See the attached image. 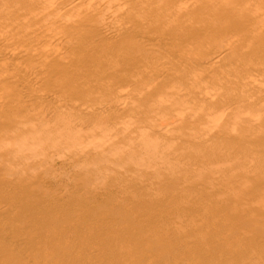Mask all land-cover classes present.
Segmentation results:
<instances>
[{"label":"bare ground","instance_id":"obj_1","mask_svg":"<svg viewBox=\"0 0 264 264\" xmlns=\"http://www.w3.org/2000/svg\"><path fill=\"white\" fill-rule=\"evenodd\" d=\"M167 32H179L180 36L171 39L165 36ZM197 38L211 40V49L205 52L199 47L195 58L179 59L180 52L173 50L183 51L184 46L197 43ZM152 40L155 43L147 45ZM165 49L177 58L171 68L162 67ZM197 63L210 70V79L199 77L181 83L184 74L180 71L196 69ZM60 76L87 78L67 91L51 85ZM116 84L127 85V90ZM128 86L131 95L125 93ZM0 93L7 96L0 98V140L18 144L22 136L31 133V146L36 138L44 140L49 149L54 144L63 149L77 146V153L84 158L77 164L86 158L90 162L96 159L112 171L106 179L100 176L103 187L97 174L93 177L98 182L95 187H101H69L67 183L54 193L44 191L41 197L48 199L38 203L34 193L25 188L30 183L26 179L2 193L0 206L6 204L17 212L0 214V264H38L35 261L43 254L45 264H154L150 262L152 245H144L147 239L158 244V255L183 246L195 264H210L213 257L225 260L237 254L248 234L235 223L225 228L229 219L238 218L225 210L228 202L214 203L212 196V203L194 218V223L200 222L197 225H181L190 214L184 206L176 207L175 215L181 212L180 226L164 221L160 231L157 221L152 220L154 206L146 201L177 197L184 180L181 168L175 165L185 159L187 167L188 161L195 163L186 168V181L202 184L197 189L185 186L190 202L206 200L211 189H228L236 197L264 191V145L254 148L249 144L264 138V0H0ZM29 106L37 109L36 127L12 115ZM129 109L131 114H127ZM73 112L86 116V123H71L68 115ZM165 115L166 124L158 121ZM109 117H118L123 125L114 134L95 123ZM53 122L60 134L52 131ZM143 124L154 125L155 135H147L126 155H114V165L109 166L112 151L118 149L113 138L128 135ZM173 129L189 137L196 135L198 141H189L183 149L181 145L183 151L179 152L171 148L172 140L166 135ZM230 133H236L232 144L228 143ZM24 142L19 143L20 148L28 146L29 141ZM31 146L27 148L35 150ZM96 149L99 159L95 158L98 155L92 158ZM5 155L0 152L4 160H11ZM168 155L175 164L166 165L173 164L176 169L163 167ZM180 155L184 160H179ZM127 162L140 163V174L129 176L128 170L123 174L121 168ZM87 167L81 170L83 174L91 168L86 171ZM237 169L252 175L237 184L236 176L231 177ZM153 174L158 178L155 186L150 177ZM14 196H19L18 200ZM22 199L35 207L20 213L26 227L13 222ZM99 224L107 230L103 238L97 235ZM210 224L215 228H208ZM250 227L247 231L261 239L257 231L263 228ZM259 238L252 241L258 243ZM215 244L220 251L213 250ZM133 256L138 258L133 260ZM183 260L187 259L183 257L176 264H184Z\"/></svg>","mask_w":264,"mask_h":264},{"label":"rangeland","instance_id":"obj_2","mask_svg":"<svg viewBox=\"0 0 264 264\" xmlns=\"http://www.w3.org/2000/svg\"><path fill=\"white\" fill-rule=\"evenodd\" d=\"M218 5H220V3L216 4V6H218ZM165 36L170 37L171 39L172 38L175 39V37L180 36V33L179 32H172V33L167 32V33H165ZM178 39H180V37H178L176 40H178ZM197 40H198V42L195 43L193 46H184L183 51H180L178 49H174L173 51L174 52H176V51L180 52V55L178 56L179 59L181 57V60H182L184 57V59L187 60L189 57H192V58L196 57V54H197L199 47H201L200 49L204 50L205 52H208L211 49V47H210V45L212 44L211 40H209V39L204 40L203 38L202 39L197 38ZM152 41L148 42L147 45H151V44L155 43L154 41L153 42ZM166 42L170 43V40H167ZM169 43H168V45H169ZM168 45H166L165 47H167ZM169 48L171 49L172 47H169ZM136 49H139V48L137 47ZM124 50H126V49H124ZM169 51L170 50H168V49H165V51H163L164 57L162 55V57H163L162 60H163V62H165L162 65L163 68H171L172 65L174 63H176V61H177L176 60L177 58H174V56L170 55ZM150 52H152L154 55L153 51H150ZM187 53L189 56L187 55ZM194 65L197 67L196 69L190 68V69H183L182 71H180L182 73V75L184 74L183 76L181 75L182 76L181 83H183L182 82L183 80L190 81L193 78L198 79L199 77L201 79H205V80L210 79V77L207 78L209 73H211L210 70H208L204 66H203V68L199 67L200 64H198V63L194 64ZM86 78L87 77H84V76H79L77 78H75L73 76H69L67 78L64 76H60V77L55 79L57 82L54 80L51 83V85L55 84V86H60V87L65 88V90H67V91H71L74 88L80 86L79 80H85ZM97 78H99V76ZM102 80H103V83L107 82L104 79H102ZM205 80H202V81H205ZM202 85L203 86L205 85L204 82H202ZM202 85H201V88L204 91V87ZM115 86L120 87L121 89L123 88L122 91L127 90L124 88L127 85L116 84ZM120 88H118V89H120ZM128 89H129V92H125V93L126 94L130 93V95H131L132 94L130 91L131 87L128 86ZM181 92H184V91H181ZM199 92H202V90H200ZM1 96H3V97H1ZM4 96H5V98H4ZM6 97L7 96L4 95V93H0L1 99H3V98L6 99ZM173 97L174 96L170 97L169 100L171 101L172 99H174ZM169 100L167 99L166 102H169ZM147 103L149 105L151 103V100L147 101ZM44 111L47 112L46 110H44ZM13 112H12L13 113L12 115H14L17 118L25 121L26 123L28 122L27 125L29 127L30 126L36 127V125H38V123H37L38 119L36 117L34 118L35 113L37 112L36 108L29 106L28 109H27V107L26 108H20L19 110L13 111ZM40 112H43V109ZM132 112L133 111H131L129 109V111H127V114H131ZM50 114H52V113H50ZM140 115H143L142 112L140 113ZM143 116H145V115H143ZM163 117L164 116H162V119H158V121L162 122V120H163V122H164L166 120V115H165L164 119H163ZM68 118L71 120V123H73L74 125H77V124L80 125V123L81 124L86 123L85 120L87 117L86 116L84 117V115L81 114V112H79V113L73 112V113H70V116L68 115ZM109 118L110 119H108V120L101 121V123H99V124L97 121H95V123L97 124V126L99 128H106L108 130L109 134L110 133L114 134V131L117 128L120 129V127L123 125H122V122L120 123V119H118V117H116V118L114 117L115 119L112 117H109ZM35 119H36V122H35ZM55 124L56 123L53 122L50 125L53 128L52 131L56 134H60L59 133L60 131L54 130V129H57L56 127L58 126L56 124L57 126L55 127L54 126ZM142 126H144V127H141L138 129L135 128L138 132L134 129V131L132 133H130L128 135L126 134L127 136L125 134L122 135V136H124V138L120 139V137H122V136H120V137L118 136L119 138H116V137L113 138L114 141H116V143L118 144V149L116 151H112L113 153L111 155L113 157H111V159L108 162L109 166L114 165V164H112L113 163L112 160H114V155H116L115 156L116 158H118L122 155H126L125 153H128L130 151L129 148H131V150L137 148L139 142L141 141L140 144H142V142H143L142 140L145 139L147 135L150 136L151 134L152 135L154 134V131H153L154 130L153 128H155L154 125L148 124L145 126L143 124ZM235 127L237 129L238 126L235 125L234 128ZM86 129H84V130H86ZM126 131L128 132V130H126ZM126 131H125V133H126ZM188 132H194V131L189 130ZM136 133H137V135H134ZM80 134H83V133H80ZM193 134L195 135V133H193ZM30 135H31V133H30ZM30 135L27 134L25 136H22L19 139V141H18L19 143H21V141L24 142L25 139L26 140L24 143H26V141H29L27 143L28 146L21 147V148H20L19 143L18 144L15 143L16 141L6 139V138H5V140H0V152H3V154H6L5 156L7 159L8 158L11 159V160H4L3 156L0 157V170H1L0 171V195H2V193H4V194L7 193V191L11 187L19 186V185H15V184L18 183L21 179H26L27 182L28 181L30 182L25 188L27 189V191H31L34 193L35 201H37L35 203H38V201L41 202V200H47L48 199L47 197L46 198L41 197L42 195H44V191L49 192L50 194L52 192L54 193V191L56 192L57 190H59L63 186H66L67 183L69 184L68 185L69 187H72V185L74 187V184H77V187L79 185L81 187L84 186L86 188H97V187H101V186L103 187L104 184H102V182L104 180H101L102 179L101 177L104 178V176H106L110 172L109 168H108L109 172L107 170H105L106 165L105 166L102 165L99 161L95 162L94 160H96V159H94V160L92 159L90 162V160H87V158L84 162L79 163L80 164L79 165L77 163L79 161H82L84 158L80 156V153H77V148H75L77 146H72L70 148H64L63 149V148H60V145L56 146V144H54V146H52L53 149H49L47 143H45L44 140H41V139L37 140L38 138H36L37 142L34 140L33 141L34 143H32V146H31L30 140L28 139L30 137ZM166 135L170 136V138L172 140L171 148L174 147V149L176 148V150H178V151L181 150V145L183 146L182 147V149H183L184 147L187 148L186 146H187V143L189 141H190V143H192L191 140L193 142L198 141L196 135L194 137H189V135L184 134V133L180 134V132H178L177 130H174V129L172 130V132L169 131ZM183 135H185V136H183ZM235 135H236V133H235ZM235 135H233L232 133H230L228 135V137H229L228 143L229 144H232L235 141L234 140V139H236ZM100 137H102V136H100ZM162 137L164 138L165 136H162ZM207 138H210V137H203L202 139L207 140ZM77 140H79V139H77ZM3 141H4V143H2ZM126 141H127V143H126ZM23 142L21 144H23ZM135 142H136V145H135ZM56 143H58V142H56ZM124 143H126V144H124ZM190 143H188V144H190ZM254 143L256 146L254 145ZM249 144H251V146L254 148H258V147L264 145V138L255 139V140H253V142H249ZM29 145L31 146V149H35V150L30 151ZM27 147H29V149ZM57 147H58V149H57ZM5 151H9V152L6 153ZM98 151H99L98 149L93 151V153H92L93 157L92 158H94L96 155H98V157H95L97 159H99L101 157V154L99 155ZM181 151H183V150H181ZM181 151H179V152H181ZM114 153H116V154H114ZM76 154H77V156H76ZM144 154H145V157L147 159V155H146L145 151H144ZM21 156H25L26 159L25 158L22 159ZM170 156L171 155H168L169 158H166V157L164 158L166 161L163 164V167L167 166V167H165L166 169H168L169 167L176 169L175 166H177V168L178 167L181 168L179 171L182 172L183 177H181V178H183V180H184V181H182V185L184 184V187L182 185H180L181 186L180 193H178L177 197H175V199H173V200L169 199V197H165L161 202H155L151 199H147L148 201L145 200L146 205H148L150 207L154 206V210H153L154 217L152 220L157 221L156 227L160 231H163L164 229L161 227V224L164 221H167V223H173V224H175V226H180V220L182 219V218H180L181 212H179L176 215H175V213L178 212L176 207L181 208V206H184L186 209H188V213L190 214L187 217L188 218L187 220L186 219H185V221L181 220V221H183L181 225H189V224L197 225V224H199L200 223L199 221L195 220V223H194L193 220H194V218L200 217L202 210L205 207H207L208 204L212 203V196H213L214 198H216L213 201L214 203L222 201V202H225L223 204H226L228 202L227 206L225 205L226 206L225 210L228 211L229 213L230 212L233 213L235 216L238 217V218H236L233 216L231 219H229L226 222V224H224L225 228H229V225L235 223V225H234L235 227L243 226L242 229L246 228V230H242V231H243V234H244V232H247L248 236L246 237V239L242 240L241 244H239L240 247L237 251V254L234 256V258H228V259L225 258V260H221L218 257H217V259H214V257H213L214 261L213 260H212V262L210 261V264H258V263H264V191L263 192L261 190H259L261 192H258V191L251 192L250 191V192L246 193L245 196L243 195L242 197H236V196H231L228 189L227 190L224 189V191H221L222 189L221 190L220 189H211L210 192H208L209 194L205 198L206 200L190 202L186 196V193L184 192L185 186L191 185L193 189H197L196 188V187H198L197 185L202 187V184H195V183H190V182L186 181L187 174L189 173V170L187 172L186 168L191 166V164L194 165L195 163L193 161H191V162L188 161L189 166L187 167V163H186V159H185V162L184 161H182L183 163L180 162L179 163L180 165L176 163L177 165L172 167L173 164L172 165L171 164L166 165L167 162L168 163L174 162V164H175V161H172V160H174V159H172L173 157L171 158L172 159L171 160ZM181 156L182 155L179 156L180 157L179 160H181V159L184 160L183 156L182 157ZM14 157L18 158L19 160L14 161L13 160ZM167 159H168V161H167ZM175 159H177V158H175ZM88 161H89V163H93V164L89 165ZM94 162H95V164H94ZM97 162L100 164L99 166L98 165L95 166ZM181 164H182V166H186V167H182ZM16 165H18V166L16 167ZM92 165L95 166V167L93 166L94 170L92 169L93 168ZM140 165H141L140 163L134 164L133 162H127V163H124L123 168H121V171H123V174H125V172L128 170L126 172V174L129 176H133V174L137 175L138 173L140 174V169H139ZM14 166L17 168L16 170H18L17 172H16ZM100 166L101 167L104 166L105 168L101 169ZM246 166H250V164H248ZM80 167H82V168H80ZM86 167L88 168V169H86V171H88L89 168L91 167L90 170L88 171V172H90L89 174H88V172L86 174L85 170L83 171L85 174H83L81 171L82 169H84ZM95 168H97V170ZM19 170L21 172H19ZM124 170H125V172H124ZM92 171L93 172L96 171V173L94 174ZM104 171H106V174ZM121 171H120V174H122ZM111 172H110V174H112ZM231 174H232V176H231L232 178H233V175L236 176V177H234L235 179L233 178L235 180V183H237L238 180H239V182L241 180L243 181L244 179L248 180V178L252 175L251 171H248V170L244 171V169L243 170H241V169L234 170V171H232ZM231 174H229L227 177L231 178L230 177ZM96 175H97V179H99L98 180L99 183L96 181L97 179H95V178H94L95 180L93 179V177H95ZM127 175H124V176H127ZM106 177L104 179H106ZM150 177H152L151 178V181L153 182L152 185L155 186L157 184L158 178L154 174L151 175ZM33 181H36V182L31 184ZM38 183H39V185H38ZM97 183L101 186L98 185L97 187H95L97 185ZM228 185L230 187H232V184L231 185L228 184ZM37 186H38V188H37ZM182 187L184 189H182ZM225 187H227V185H225ZM211 191H212V193H211ZM160 194H162L164 196V192L163 193L161 192ZM165 194H166V192H165ZM19 196H17V197L14 196V199L18 200L17 198ZM159 196H161V195H159ZM210 196H211V198H209ZM6 197H8V196H6ZM24 201H26V202L24 203ZM5 202H7V201H5ZM27 202H28V200H26V199L25 200L22 199V203L19 202V205L21 207L20 212L16 215L17 217H15L13 219V222L15 224H17V226H20V225H21V227L28 226V223L26 222V220L20 218V213L30 212L32 209H35V207L34 206H27ZM0 205H1V202H0ZM2 205H3V203H2ZM4 207H6V208L4 209ZM3 212H8L10 215H15L14 213H16L17 211L12 210V209L10 211L9 207L6 204H4L3 207L0 206V214H2ZM80 212L81 211H79L78 213H80ZM11 213H13V214H11ZM215 219L216 218H214L213 220H215ZM238 219H240L239 223H237ZM167 223H164V224H167ZM250 226H260L263 228L261 231L260 230L257 231V233L262 237L261 239L259 237H257L255 234L247 231L248 228H251ZM208 228L213 229V228H215V226L210 224ZM97 231H98L97 235L100 236L101 238H103L102 234L105 233L107 230H106L105 226H101L99 224L97 227ZM225 232L226 231H223V234H225ZM162 234L160 233V235H162ZM192 238H195V237L191 236V239ZM258 238L260 239V242L255 243L252 241V239L258 240ZM191 239H188V240H191ZM195 239H197V238H195ZM144 242H145L144 245H147V246L152 245L151 249H152V251H154V254L152 253L150 255V262H153L154 264H158L159 261H160L159 264H176V262L178 260H181V258H183V257L185 259H187V260H183L184 264H191L195 261V260L193 261L192 258L190 256H188L187 250L183 246L177 247V249L173 250L170 253L167 252L165 254L158 255V251H157V248H158L157 245L158 244L157 243L150 242L148 239L145 240ZM213 250L214 251H220L221 247L219 245L215 244L213 246ZM137 258H138V256H133V260H135ZM45 262H47V258L44 254L41 255L35 261V263H38V264H45ZM82 264H84V262H82ZM85 264H88V262ZM193 264H195V263H193ZM204 264H209V263L205 262Z\"/></svg>","mask_w":264,"mask_h":264}]
</instances>
